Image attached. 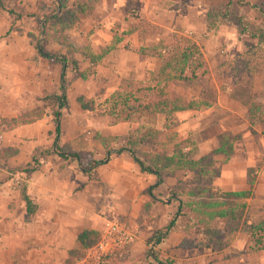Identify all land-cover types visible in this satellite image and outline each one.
<instances>
[{"label": "crops", "instance_id": "1", "mask_svg": "<svg viewBox=\"0 0 264 264\" xmlns=\"http://www.w3.org/2000/svg\"><path fill=\"white\" fill-rule=\"evenodd\" d=\"M247 1L250 4L260 2ZM224 2L97 0L88 15L79 16L78 20L85 23L76 30L72 27L70 32L67 31L68 37L73 44L83 45L93 58V61L83 60L81 68L85 65L93 67L95 78L101 82L96 90L97 96L106 98L115 89L127 88V84L122 87L125 81L141 86L158 62L148 55H139L137 49L154 46L160 39H169L172 33L193 37L204 56L205 52L215 49L209 40L218 34H227L231 38L229 42L222 39L224 43L220 46L228 56L243 50L244 36H237L236 24L230 18L219 23L214 33H204L207 15ZM244 8L232 6L234 12H243ZM131 15L158 26L161 31L148 32L141 41L137 39L136 31L122 34L130 27ZM18 21H14L13 28ZM9 25L7 14L0 12V118L29 110L39 102L37 98L42 91H56L60 84L58 64L39 57L27 38L17 29H9ZM91 28L88 44H81L85 42L86 30ZM93 74L70 84L72 94L69 95V103L58 109L57 136L54 135L52 115L48 109L30 123L9 129L0 126V146L18 149L17 154L8 160L9 166L29 162L34 153L38 161L37 169L24 174V181L18 188L12 187L9 171L0 169V264H75L77 258L69 251L75 247L77 234L82 229L100 232L108 221L116 218L125 219L137 232L131 244L123 249L122 256L108 259L105 264H156L150 249L174 264H264V250L252 255L245 253L249 245V235L245 232H236L228 240L222 237L225 246L214 252L178 247L182 235L174 231L153 243V232L164 228L176 209L174 200L168 195L169 181L187 179L190 174L178 171L159 183L155 174L141 171L129 153L121 151L103 155L95 135L123 136L130 124L112 123L108 116H93L74 101L76 95L84 98L93 95L96 83ZM260 80L255 76L254 84ZM181 86L188 90L191 85L181 83ZM175 91L184 96L183 91ZM197 93L198 89H195L188 98H196ZM227 99L225 106L216 97V104L228 109L229 113L214 118L211 123L213 133L207 141L202 140L200 133L209 126L207 117L211 116L212 107L175 113L176 121L171 130L178 139L190 135L195 140L198 148L195 158L217 145L216 135L248 126L245 108ZM161 125L159 120L155 126L159 128ZM83 131L92 136L83 135ZM243 135L242 144L239 140L234 141L231 155L225 161L217 162L219 171L212 179V185L218 191L249 189L246 168L254 166L264 156V137H259L258 133L252 137L247 129ZM54 144L67 145L69 149L80 152L83 163L86 160H101V163H91L84 170L76 157L59 158ZM61 152L67 154L66 151ZM213 159H221V156ZM244 201L247 204H264V163L255 171L251 195ZM223 222L224 219H215L214 225L220 228Z\"/></svg>", "mask_w": 264, "mask_h": 264}, {"label": "trees", "instance_id": "2", "mask_svg": "<svg viewBox=\"0 0 264 264\" xmlns=\"http://www.w3.org/2000/svg\"><path fill=\"white\" fill-rule=\"evenodd\" d=\"M47 2L53 5L52 9H46ZM96 2L97 0H39V7L46 9L42 12L24 8L16 10L6 5L4 0H0V10L4 11L10 20L9 29L14 21L29 18L35 24L36 31L41 30L43 43L52 41L61 47L59 51L46 50L42 46L39 49L35 47L39 57L60 65L61 80L64 75L63 67L76 77L84 78V73L79 70L77 58L72 55L73 42L65 31L77 23L79 16L88 15ZM234 4L249 6L252 10L251 20L264 22V0L257 4H250L247 0H225L216 11L207 15L204 33H214L219 23L230 18L236 24L237 36L246 34L251 39H258L263 30H251L250 18L234 12ZM42 21L43 25L39 27ZM133 31H136L137 39L141 41L148 32H160L161 29L131 15L130 27L122 34ZM137 53L153 57L158 62L156 69L149 72L141 86L129 93L125 89H115L99 104L81 96L76 98V102L81 109L90 111L93 116H108L112 123L130 124L123 136H100L98 133L95 135L104 156L125 151L131 155L141 171L155 174L159 183L178 171L190 174L189 178L176 179L174 184L167 187L168 195L174 200L176 209L167 225L153 232V243L174 231L182 235L178 247L208 249L214 252L225 246L222 237L228 240L236 232H245L249 235V245L245 253L252 255L264 250V204H247L244 201L251 195V187L254 184L252 172L257 169L258 164L246 168V183L249 189L218 191L212 185L215 172L213 157L222 154L226 160L232 150L233 137L226 139V132L220 133L218 146L195 158L198 154L195 140L190 135L178 139L171 130L176 121L175 113L212 107L217 94H226L245 106V118L249 127L264 121L262 96L252 90L254 68L251 50L246 48L227 57L211 71L199 44L193 37L183 34L172 33L169 39H160L154 46H140ZM178 83L196 85L197 97L186 98L176 92L174 88ZM62 87L61 95L59 87L56 91H42L37 98L39 102L29 110L13 117H1V128L9 129L30 123L40 118L48 109L54 124L53 132L57 136L60 110L56 108L67 106L65 87ZM159 120L162 125L156 128ZM54 147L59 151V158H78V163L84 170H87L91 163H101V160H86L83 163L80 152L71 150L66 145L60 147L54 144ZM61 151H66L67 154ZM17 152L15 147L0 146V169L23 174L37 169L38 161L34 157L22 165L9 166L8 160ZM215 219H224L222 227L214 225ZM98 237L99 231L82 229L77 234L75 247L69 254L76 258L83 256L86 250L97 242ZM150 251L156 264H174L158 252L151 249ZM235 252L239 253L237 250Z\"/></svg>", "mask_w": 264, "mask_h": 264}, {"label": "rangeland", "instance_id": "3", "mask_svg": "<svg viewBox=\"0 0 264 264\" xmlns=\"http://www.w3.org/2000/svg\"><path fill=\"white\" fill-rule=\"evenodd\" d=\"M4 1L6 2V5L11 6L12 8H14L16 10H19V9H23L24 8V9H29V10H34L35 9V10H39V11L44 12L46 9L47 10H50V9L53 8V5L51 3H49V2H47L45 4L46 9L43 6H42V8H40L39 7V4H38L39 0H37V1H35V0L34 1H30V0L29 1H23V0H4ZM0 12H4V11L0 10ZM236 13L237 14H245V15H247L250 18L249 28L251 30H255V29L263 30V32L260 33V36H259L258 39H251L246 34H243L242 36H244V37H243L242 40H243V43L245 45V47H244L243 50H245L246 48H249L251 50L252 54H253V68H254L253 71L254 72H253V79H252L253 80V82H252V90H253V92L258 93V94H260L262 96V102H263V106H264V79H263V77H264V22H259V21H253V20H251L252 10L249 8V6H245L243 12L240 11V12H236ZM224 21H226V20H224ZM224 21H222L221 23H225ZM84 23L81 22L80 20H78L77 23L75 24L76 26L75 25L73 26V29H75V30L78 29L79 25L81 26ZM39 27H41V25H39ZM217 27H218V25H217ZM11 29H17V32H20L21 35H24L27 38V41L31 44L33 50H35V47L38 45L39 39L42 38V35L40 34V32L36 31L35 24L29 18H25V17L24 18H21L18 21V23H16L15 27L13 28V26H12ZM71 29H72V27L70 29L66 30L65 33L68 35V32H70ZM91 30H92V28L86 30V32L84 34V41L85 42H81V44H88L87 42H89L88 38L90 36ZM6 34H3V36H6ZM222 39H224V40H226L228 42L231 41V38L228 37L227 34H225L223 36L221 34H218L213 39H210L209 40L210 45L213 48H215L214 50L205 52L206 53L205 56L203 55L209 71H211L215 66H217L219 63H221L227 57H231L234 54L243 51V50H241V51L235 52L231 56H228L227 53H226V50L225 49L223 50V48H221L222 47L221 46L222 43H224L222 41ZM41 46L44 49H46V50H53V51H59V50H61V47H59L55 42L49 41L47 43H43V39H42V42H41ZM73 48H74L73 49L74 51L72 52V55L74 57L78 58V61H79L78 63H79V68H80L79 70L84 73V78L76 77L74 75V73H71L68 69H65L64 70V72H63L64 75H63V78L62 79H63V85L65 87L64 93H65V97H66L67 104L69 103V97H70L69 95L72 94L70 84L74 80H76V79L84 80V79H86L87 75L93 74V72H94L93 67L91 65H89V66H86L85 65V67L83 69L81 68L82 64L86 61V59H90L91 61H93V58H91L89 56V54L87 53L86 49H84L85 47L83 45H81V46L79 45L78 46V45L73 44ZM80 57H82V58H80ZM83 60H84V62H83ZM58 66L60 67L59 64H58ZM255 76L260 77V79H262V80H260V81H258L257 83L254 84V77ZM94 79H96V83L94 84V87H93V89H94L93 90V92H94L93 95L91 97H89V98H84L81 95H76L74 97V101H76V98L78 96H81L85 100L86 99L87 100L88 99L89 100H92L96 104L101 103L105 99V97H101L100 98V96H97L98 93H97L96 90L100 86L99 84H101V82H100L99 78H97V77L95 78V75H94ZM126 84H127V88H125V89H127L126 92H128V93L129 92H132V90H130V89H136L140 85L139 83H133V82L126 83V81H125V83L122 85V87H124V86L126 87ZM91 86H92V84H91ZM193 88H194V90H193ZM174 89L179 90V91H183L184 92L183 94H184L185 97H186V93H187L188 96L186 98H188L190 96V94L193 93L195 91V89H198V88H197L196 85H191L188 88V90H185V88H183L181 86V83H178L175 86ZM217 96L220 99V103L223 102L224 105L226 104V102L228 100L227 98H230V99H232V101H236L237 104H241L242 108H245V106L239 100H236L234 98L228 97L226 94L225 95L224 94H217ZM212 108L213 109L211 111V116L207 117V120L209 122V126H207L200 133L202 135V137L204 138V139H202L203 141H207L208 139H211V134L213 133V127H212L211 123H213L214 118L223 117V116L227 115V113H229L228 109H225V108L219 106L218 104H216V101H215L214 105L212 106ZM89 114H91V113H89ZM245 129H247L248 131H250V135L252 137H254L255 135H257V133H258V136L259 137H264V121H262V122H260V123H258L256 125L250 126V127L249 126H247V127H244L243 126V128L240 127V128L234 129L232 132H230L229 130H226V131H223V132L224 133L226 132V139L233 137V140L231 142V146H232L233 142L234 141L237 142V140H239L240 143L242 144L243 138H244L243 132L245 131ZM85 131H83V133H82L83 135L92 136V134L86 133ZM218 140H219L218 139V135H216L217 145L214 148H216L218 146V143H219ZM58 146H62V145L60 144ZM231 153H232V150H231ZM231 153H230V155H231ZM217 155H220L221 156V159H216V160L214 159V163H213V169L215 171L214 172V177L217 175V173L219 171V168L217 167V162L221 163L222 160H224L222 154H217ZM217 155H215L214 157H216ZM34 158L37 159L36 153H34ZM261 159L262 160L257 163L258 164L257 169L259 168V166L262 163H264V156L261 157ZM21 164H23V163H21ZM257 169H255L252 172L253 175H254V178H255V171ZM169 183L172 185L174 183V180L172 179L171 181H169ZM110 219H112V218H110ZM118 220H120V219H118ZM121 220L123 222H126L131 228L133 227L125 219H121ZM132 230H133L134 236H135L137 231L134 228H132ZM113 259H117V258H113Z\"/></svg>", "mask_w": 264, "mask_h": 264}, {"label": "built area", "instance_id": "4", "mask_svg": "<svg viewBox=\"0 0 264 264\" xmlns=\"http://www.w3.org/2000/svg\"><path fill=\"white\" fill-rule=\"evenodd\" d=\"M13 188L24 181V174L8 172ZM134 232L126 223L118 219L108 221L99 232L98 240L85 254L75 260V264H105L108 259L120 258L123 249L134 240Z\"/></svg>", "mask_w": 264, "mask_h": 264}, {"label": "water", "instance_id": "5", "mask_svg": "<svg viewBox=\"0 0 264 264\" xmlns=\"http://www.w3.org/2000/svg\"><path fill=\"white\" fill-rule=\"evenodd\" d=\"M50 16V15H49ZM41 26L43 25V21L41 22V24H40ZM40 34L42 35V32H41V30H40ZM41 42H42V38H40L39 39V43H38V45H37V48L39 49L40 47H41ZM64 71V67H63V69H62V72ZM63 79H61L60 80V84H59V94L61 95V93H62V89H63ZM59 102V101H58ZM58 104V103H57ZM57 110H58V106H57V108H56Z\"/></svg>", "mask_w": 264, "mask_h": 264}]
</instances>
